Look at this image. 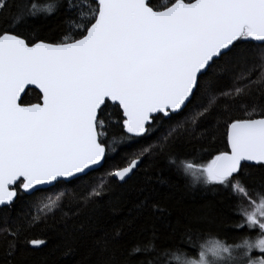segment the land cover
<instances>
[{
  "label": "snow or ice",
  "instance_id": "6c2138e0",
  "mask_svg": "<svg viewBox=\"0 0 264 264\" xmlns=\"http://www.w3.org/2000/svg\"><path fill=\"white\" fill-rule=\"evenodd\" d=\"M0 264H264V0H0Z\"/></svg>",
  "mask_w": 264,
  "mask_h": 264
},
{
  "label": "trees",
  "instance_id": "16d2710c",
  "mask_svg": "<svg viewBox=\"0 0 264 264\" xmlns=\"http://www.w3.org/2000/svg\"><path fill=\"white\" fill-rule=\"evenodd\" d=\"M23 101L24 103H28L29 101L36 102V92L32 90L27 91L23 97ZM217 147H222V145L218 144ZM205 156H207V154H205ZM117 159H119V157H117ZM162 167L163 165H160V168ZM160 168L155 170L153 173L154 176L159 173ZM163 174L167 175L166 172ZM181 195V193H177L179 204L181 208L186 210L196 211L202 205H212L215 222H210L202 226L205 240L210 237L225 238L226 235L230 238L235 233V230L232 229L231 225L236 222L237 217L233 209V203L226 194H201L200 192H195L180 198ZM185 250L190 251L187 248Z\"/></svg>",
  "mask_w": 264,
  "mask_h": 264
},
{
  "label": "water",
  "instance_id": "95a60500",
  "mask_svg": "<svg viewBox=\"0 0 264 264\" xmlns=\"http://www.w3.org/2000/svg\"><path fill=\"white\" fill-rule=\"evenodd\" d=\"M29 91V90H28ZM24 97V96H23Z\"/></svg>",
  "mask_w": 264,
  "mask_h": 264
}]
</instances>
